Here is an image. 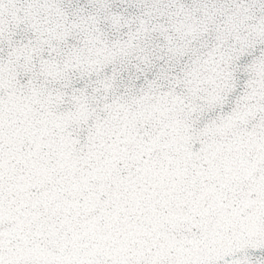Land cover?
Masks as SVG:
<instances>
[{
	"label": "snow or ice",
	"instance_id": "obj_1",
	"mask_svg": "<svg viewBox=\"0 0 264 264\" xmlns=\"http://www.w3.org/2000/svg\"><path fill=\"white\" fill-rule=\"evenodd\" d=\"M27 2L36 44H49L62 10ZM4 37L0 20V53ZM13 51L7 66L0 55V264H219L229 241L264 239V80L259 119L229 117L192 155L162 115L184 105L163 94H5L12 66L37 47Z\"/></svg>",
	"mask_w": 264,
	"mask_h": 264
},
{
	"label": "water",
	"instance_id": "obj_2",
	"mask_svg": "<svg viewBox=\"0 0 264 264\" xmlns=\"http://www.w3.org/2000/svg\"><path fill=\"white\" fill-rule=\"evenodd\" d=\"M50 7L61 9L63 19L58 29L53 20L50 43L37 45L27 0H0L6 66L13 49L37 47L28 61L12 66L5 94L21 86L55 91L58 98L66 86L93 97L95 89L109 97L163 94L184 105L162 115L175 125L171 142L192 155L201 137L221 132L229 117L259 119L254 89L264 80L262 0H56ZM261 247L264 239L256 234L229 241L219 264H264Z\"/></svg>",
	"mask_w": 264,
	"mask_h": 264
}]
</instances>
